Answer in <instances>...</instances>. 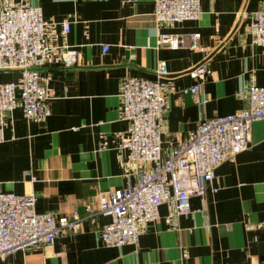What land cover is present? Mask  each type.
I'll list each match as a JSON object with an SVG mask.
<instances>
[{"label":"crops","instance_id":"0c3cea01","mask_svg":"<svg viewBox=\"0 0 264 264\" xmlns=\"http://www.w3.org/2000/svg\"><path fill=\"white\" fill-rule=\"evenodd\" d=\"M21 1L39 7L47 24L39 76L48 77L49 116L26 118L19 107L0 116V192L32 194L37 214L83 217L88 207L94 215L78 231L0 264H264V119L251 124L246 150L216 166L204 194L188 198V213L160 205L136 246H102L99 229L108 218L97 213L100 192L134 182L135 168L120 149L128 132L120 81L157 79L166 99L160 152L168 153L202 121L243 108L247 88L264 87V53L248 31V15L264 10V0H199L196 21L161 25L152 18L153 0H0V8ZM63 20L70 22L66 34ZM193 33L199 37L191 50ZM158 34L176 35L179 47L156 45ZM62 46L77 50L75 66L58 64ZM204 60L210 77L195 95H181L194 83L188 72ZM160 62L166 74L157 78ZM17 79V72H0V83Z\"/></svg>","mask_w":264,"mask_h":264},{"label":"built area","instance_id":"2783aa9c","mask_svg":"<svg viewBox=\"0 0 264 264\" xmlns=\"http://www.w3.org/2000/svg\"><path fill=\"white\" fill-rule=\"evenodd\" d=\"M199 0H153L152 18L156 24L196 21ZM250 42L264 53V10L248 15ZM70 22H61L66 34ZM47 24L39 7L21 1L0 8V72L18 73L15 82L0 83V116L19 107L26 118L44 120L49 116L46 76L39 70L47 62ZM198 33L188 36L189 48L196 49ZM176 35L158 34L156 45L179 47ZM106 47H102V52ZM78 52L69 46L58 49L57 62L64 69L76 65ZM156 77L166 74L160 62ZM193 84L179 91L195 95L200 83L210 77L204 60L188 72ZM120 118L128 125L120 149L134 166V182L123 189L100 192L97 213L108 218L99 229L104 247L138 244L142 226L156 220L158 207L170 206L174 215L189 212L188 198L202 196L220 163L232 161L247 148L250 126L264 119V87L250 86L245 106L234 113L202 121L193 134L174 149L161 154V134L166 99L156 80L125 77L119 83ZM3 141L0 132V143ZM84 216H54L34 211V196L0 192V259L34 245H50L56 236L80 229L84 219L94 214L88 207ZM90 220V219H89ZM92 222V219L90 220Z\"/></svg>","mask_w":264,"mask_h":264}]
</instances>
